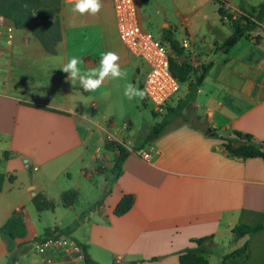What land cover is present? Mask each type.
I'll return each instance as SVG.
<instances>
[{"label": "crops", "instance_id": "obj_1", "mask_svg": "<svg viewBox=\"0 0 264 264\" xmlns=\"http://www.w3.org/2000/svg\"><path fill=\"white\" fill-rule=\"evenodd\" d=\"M114 1L101 0L103 6L95 16L74 14V0L66 2L58 14L62 39L51 50L27 27H16L11 44L0 38V176L4 175L0 228L21 210L28 231L26 238L16 240L0 232V264H46L33 252L35 238L81 216L79 226L66 237L87 245L101 264H180L181 252L199 246L210 251L211 264H220L246 241L247 256L230 263L264 264V229L232 242L238 224L264 223V161L230 157L221 139L213 135L216 131L231 136L237 130L264 140V22L228 53H215L214 64L194 97L191 122L130 153L120 176L113 179L110 169L118 151L107 150L106 143L120 142L131 150L136 139L128 138L125 144L122 128L127 127L129 137L134 135L148 103L124 96L129 83L142 90L147 68L119 39ZM226 1L238 11L241 1L246 6L257 4ZM211 3L219 9L216 0H140V16L152 31L146 25L152 21L146 5L156 8L161 21L157 36H164L160 40L169 46L165 36L183 32L189 37L183 46L188 47L199 31L214 33L219 28L223 34L202 13ZM201 17L204 21L198 24ZM219 22L232 32L220 15ZM107 51L119 55L127 76L108 79L95 92H84L78 81L72 85L60 69L72 56L82 60V70L95 68ZM220 53L226 57L222 61ZM207 62L205 54L200 64ZM159 117L154 110L153 116L145 115L147 126L160 122ZM142 153H148L149 159ZM69 192L75 196L66 206L63 198ZM90 192L95 193L94 199L81 204ZM125 194L134 196V205L116 216L115 207ZM36 196L52 208L38 210ZM208 237L201 245L196 242ZM225 241L236 248L230 251L225 246L216 256L219 261L212 262L214 246L226 245ZM56 264H84L83 255L58 256Z\"/></svg>", "mask_w": 264, "mask_h": 264}, {"label": "trees", "instance_id": "obj_2", "mask_svg": "<svg viewBox=\"0 0 264 264\" xmlns=\"http://www.w3.org/2000/svg\"><path fill=\"white\" fill-rule=\"evenodd\" d=\"M216 1L219 4L218 12L222 21H225V17L227 16L231 22L229 23L231 25L232 32L224 40L220 47L221 51L228 53L241 39H250V33L255 31L260 24L264 22V1L258 5L250 6H246L244 2L241 1L238 7L239 14L237 18H234L233 14L226 11L225 6L228 4L226 0ZM41 7L42 0H0V14L6 16L18 28L27 27L31 29L40 39L42 44L51 50L62 39L61 26L58 18L56 22L50 21L51 17H54L53 15H56V13L58 14L60 8L51 12L49 18H45V20L40 13L42 9ZM48 26H52L53 30L47 29ZM165 39L169 43L172 52L170 61L171 70L174 76L179 79L181 83H185L190 75H194L193 81H191L188 86L189 92L187 98L184 101H180L176 107L169 108L166 115L160 122H157L150 127L145 125L143 127V131L136 138L131 150L124 144L113 142L111 140L107 141V150L118 151V155L110 169V175H113V179L120 176L122 165L130 153H135L144 148L146 145L155 142L179 125L191 122V116L194 114V97L214 64L215 56L211 59V61L204 63L197 68L191 65L189 61L181 62V56L184 55V47L171 36L167 35L165 36ZM255 39L257 42L260 41V37L258 36ZM172 54H176L178 56V60H175ZM186 109L189 111L188 114L185 113ZM213 135L221 139L223 146L230 157L241 159L260 157L264 161V140H258L250 133H244L237 130L233 131L231 136H221L216 131H213ZM9 156L10 154L6 153L5 157L8 158ZM3 179L4 175H1L0 190L2 189ZM74 196L75 194L73 192L65 194L63 198L64 205L68 206L72 204ZM34 203L38 210L52 208L51 205L43 202L41 196H36L34 198ZM133 205L134 196L132 194H125L115 207L114 214L116 216H122L126 214L133 207ZM82 217L83 216L66 227H55L54 229L45 230L44 235L42 237L35 238L34 242L49 238L70 236L79 226ZM263 229L264 223L259 225L238 224L232 230V242L236 243L243 236H251ZM0 232L12 240L26 238L28 231L22 211H15L0 228ZM207 239H209V237L198 239L196 242L201 245L202 242ZM75 242L82 250L84 264H101L91 256L87 245L77 240H75ZM23 245L24 244H21L20 246ZM209 253L210 251L207 248L201 246L186 249L180 254V264H211L207 258ZM247 253L248 242L246 241L242 247L226 254L220 264H231V259L243 256L246 257Z\"/></svg>", "mask_w": 264, "mask_h": 264}, {"label": "built area", "instance_id": "obj_3", "mask_svg": "<svg viewBox=\"0 0 264 264\" xmlns=\"http://www.w3.org/2000/svg\"><path fill=\"white\" fill-rule=\"evenodd\" d=\"M69 1V0H67ZM114 14L117 33L128 53L147 65L142 81L144 98L154 112L163 113L177 99L181 83L171 70V52L167 44L142 24L140 0H115ZM16 26L0 14V38L11 44ZM186 45V44H185ZM142 157L149 159L148 153ZM33 252L44 258L46 264H56L57 257L82 253L77 243L68 238H49L33 243Z\"/></svg>", "mask_w": 264, "mask_h": 264}, {"label": "rangeland", "instance_id": "obj_4", "mask_svg": "<svg viewBox=\"0 0 264 264\" xmlns=\"http://www.w3.org/2000/svg\"><path fill=\"white\" fill-rule=\"evenodd\" d=\"M22 1H26V0H22ZM58 1H59V4H58ZM253 1H255V3H257L256 5H258V4L262 3L264 0H253ZM66 2H68V1L67 0H42V7H41L42 9H41L40 13L44 17V19L45 18L48 19L50 14H51V12H54V10H57L59 8L61 10L62 6ZM144 3H145V1H144ZM146 6H147V13L149 11V14L151 15V18H152V21L148 22V24H146V25H149V27L155 33V35H156L155 37L157 39H162L164 37L163 35H162V38L157 36L158 33H160V25H161V21H159L160 16L157 14V9L156 8H152L151 6L148 7V4ZM225 8H226V11L228 13L233 14L234 18L238 17L239 12H238L237 9H233L228 4L225 6ZM217 10H218V6L216 4L211 3L205 9L202 10V13L206 12V15L209 17V20H207L208 23L218 24L220 26V28L222 29L223 34L221 33L219 28L214 33H211V32L208 33V32H206L204 30L199 31V32H197V36L195 38V42L193 43V44H195V46H193V44H192V45H189L188 47L183 46V40H189V37L185 33L180 32V33H178L176 35V37H173L174 39H176L179 42V44L181 46L184 47V57L187 58L186 61H189L190 64L193 65L195 68H197V67L202 65V64H200V61H201L203 55H205V54H206V56H208V62L211 61V59L215 56V53H217L218 51H221V49H220L221 45L223 44L224 40L231 34V30L226 29L227 24L224 25V26L220 24L219 15L217 13ZM35 12H37V11H35ZM59 12H58V14H59ZM58 14L56 13V15H53L54 17H51L50 21L56 22V20L58 18ZM41 20H43V19H41ZM58 20H59V18H58ZM225 20L228 23L230 22V19L227 16L225 17ZM203 21H204V19L201 17V20L200 19L197 20V23L201 24ZM207 21L205 22V24L207 23ZM47 29L53 30L52 26H48ZM210 41L215 42V43L212 46H208L209 45L208 42H210ZM168 47L170 49V45ZM201 47H203V48H201ZM170 52H171V49H170ZM172 56H173V58L175 60H178V56L176 54H172ZM218 57H219V61H222L223 60L222 58L225 57V56H223L222 53H220ZM138 61L140 62V66H141L142 62L140 60H138ZM143 66H144V68H147V65L144 62H143ZM193 79H194V75H190L188 80L181 85V90H180V92L178 94V96L181 97V99L174 106H171V107H175V106L178 105V103L180 101L185 100L186 95L189 92V88H188L189 83L191 81H193ZM208 87H210L209 84L207 85V88ZM137 88L139 89L138 84H137ZM200 96L202 98V96H205V95L202 94ZM144 99L145 98L143 97L142 100H144ZM139 105L141 106L140 103H139ZM171 107H169V108H171ZM142 110H143L142 111L143 114L141 113V115H140V116H142L141 124H140L141 126H140V129L134 135H130L131 137H129L128 136L129 135V132H128L129 130L127 129V127L122 128V131L125 132L124 138H123L125 144H128V142H127L128 138L131 139V140L136 139L140 135V133L143 131V127L145 125L147 126L146 121H145L146 120L145 115L149 116V114H150V115L153 116V107H152L151 103H149V102L146 103V106ZM167 111H168V109L165 112H163V113H161V112L157 113L156 112V115L157 116H161L162 119H163L164 116L166 115ZM219 113L222 114V111H220ZM161 117H159V119H161ZM220 120H221V117H220ZM118 143H120V142H118ZM131 146H133V144H131ZM94 194H95L94 192H90V193H88L86 195L84 194L83 197H82L81 204L84 201V199L87 202L92 201L94 199V197H95ZM92 203H94V202H92ZM79 206H80V204H79ZM32 213L34 215L35 211L32 210ZM70 214H72V213H70ZM69 216L70 215H68V217ZM32 217L35 220V223L37 225H40V223L37 221V219L34 216H32ZM65 221H69V220H65ZM42 223L46 224V226L48 225L46 219H44L42 221ZM72 223H74V222L73 221L69 222V225H71ZM224 243L226 244V241ZM243 245L244 244H242L241 246H243ZM225 246H226V248H224ZM223 248L224 249H229L231 251L232 249H235L236 246L233 243L231 244L230 247L227 246V244L224 245L223 243L221 245L214 246V248H213V256L211 257V261L212 262L217 263L219 261L216 258V256L220 255L223 252Z\"/></svg>", "mask_w": 264, "mask_h": 264}, {"label": "clouds", "instance_id": "obj_5", "mask_svg": "<svg viewBox=\"0 0 264 264\" xmlns=\"http://www.w3.org/2000/svg\"><path fill=\"white\" fill-rule=\"evenodd\" d=\"M73 3V0H69ZM101 0H74L71 11L81 16L89 14L97 15L102 8ZM120 57L112 51L101 53L99 65L95 68L82 70L80 65L82 60L77 56H72L60 69L67 73V80L74 85L77 81L84 92H95L102 87L108 79H123L127 73L122 71L119 64ZM145 93L134 84H127L124 89V96L129 100L136 97L143 98Z\"/></svg>", "mask_w": 264, "mask_h": 264}, {"label": "water", "instance_id": "obj_6", "mask_svg": "<svg viewBox=\"0 0 264 264\" xmlns=\"http://www.w3.org/2000/svg\"><path fill=\"white\" fill-rule=\"evenodd\" d=\"M187 58L184 57V55L181 56V62L186 61ZM210 132V130H207V133ZM120 264H129V261H120Z\"/></svg>", "mask_w": 264, "mask_h": 264}]
</instances>
